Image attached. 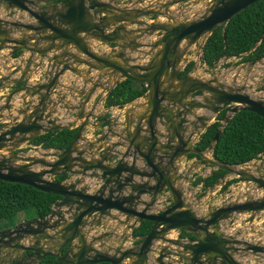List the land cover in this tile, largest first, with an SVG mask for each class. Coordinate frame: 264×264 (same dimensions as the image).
Here are the masks:
<instances>
[{
    "label": "water",
    "instance_id": "water-1",
    "mask_svg": "<svg viewBox=\"0 0 264 264\" xmlns=\"http://www.w3.org/2000/svg\"><path fill=\"white\" fill-rule=\"evenodd\" d=\"M256 1L0 0V9L21 8L28 18L0 16V52L9 48L0 68H12L0 69V88H11L0 95V179L58 195L47 214L0 230V264H43L48 256L54 257L50 264H246L236 254L264 253V244L243 241L241 231L227 233L223 224L230 219L231 225L242 213L253 222L264 210V194L199 211L180 184L194 169L211 165L264 191V165L252 171L211 155L235 113L264 117V97L249 93L247 79L238 85L237 75L232 84L223 81L221 72L212 73L216 66L207 76L196 73V66L181 76L190 49L199 43L201 59L207 37ZM175 5L179 13L170 9ZM198 5L201 13L181 16ZM35 53L41 56L36 61ZM12 55L18 63H10ZM246 64L251 71L264 65V57ZM68 70L83 82L71 89L82 98L77 104H65L56 90ZM34 75L42 81H29ZM124 79L148 85L141 101L125 103L117 117L92 121L102 97L89 110L86 105L96 89L107 96ZM59 104L67 113L78 110L77 126L62 123ZM223 110L212 142L197 148ZM65 127H78L67 147L23 150L41 134ZM191 153L197 158L187 163V174L181 173L180 164ZM163 198L170 203L156 208ZM143 220L153 222L150 232L129 238ZM174 231L192 237L171 236Z\"/></svg>",
    "mask_w": 264,
    "mask_h": 264
},
{
    "label": "trees",
    "instance_id": "trees-1",
    "mask_svg": "<svg viewBox=\"0 0 264 264\" xmlns=\"http://www.w3.org/2000/svg\"><path fill=\"white\" fill-rule=\"evenodd\" d=\"M237 57L239 63L264 57V0H258L232 17L225 25L216 28L204 43L201 62L209 68L214 67L223 58ZM195 61H189L181 76L189 73L195 66ZM230 62L226 66H230ZM224 65V66H225ZM148 85L140 81L124 79L106 96L104 105L122 107L125 103L145 95ZM226 110L218 114L217 119L201 135L196 143L199 149H205L225 117ZM109 113L103 115L108 117ZM78 127H65L43 133L33 140V143L43 148L63 149L75 136ZM264 154V117L253 111L241 110L235 113L224 126L213 149L215 159L228 164H245ZM197 156L192 153L189 158ZM228 170L216 168L206 177L197 176L193 184L203 182L207 189L224 177ZM64 176L58 177V179ZM234 180L223 184L226 189ZM58 195L39 190L33 186L15 181L0 179V230L24 219L47 214L50 203ZM153 222L144 220L133 231L134 235H142L151 230ZM183 235H188L183 232ZM54 257L48 256L43 264H50Z\"/></svg>",
    "mask_w": 264,
    "mask_h": 264
},
{
    "label": "rangeland",
    "instance_id": "rangeland-1",
    "mask_svg": "<svg viewBox=\"0 0 264 264\" xmlns=\"http://www.w3.org/2000/svg\"><path fill=\"white\" fill-rule=\"evenodd\" d=\"M202 9L197 8V10H193V12H189L186 17L192 18L194 16L193 13H201ZM200 48L199 43L195 44L188 54L186 55L183 64H186L190 60H194L195 66L197 67V70L203 71L204 66L206 64H203L200 60ZM240 59L236 57L232 58H223L221 59L214 69V73L221 72V78H223V81H226L228 84L233 83V77L235 75L238 76L237 84H243L245 80L247 79V83L251 88L249 89V93L255 97H264V65L257 64V67L255 69H251V71H247V67H249L246 62L239 63ZM230 62V66H226L225 64ZM225 65V66H224ZM246 65L245 68L242 66ZM32 148L31 145L28 144V146H25L23 150H27ZM261 162L260 159L255 160L254 162H250L248 166L253 167L256 165H259ZM238 167H245V165H239ZM203 171L204 174L209 173V167L204 168ZM234 177H239L235 174ZM189 195H193V197L197 198L200 196V193L202 192V188L200 187H194L191 186V184H188ZM215 191H210V193L207 192V194L202 197L205 204L208 205V209L212 210L216 207L225 204L229 201L237 200V198H242L246 195V191L241 189L240 185L236 182L233 184H230L226 190H222L220 185H217L214 189ZM228 193V195H227ZM203 195V193H202ZM226 195L229 196V198H226ZM247 217V214H237V219L235 220L234 224L230 225L229 220H226L223 222L224 229H226L229 233L236 234L237 232L241 231V234L239 237L241 239H246L249 241H258L264 244V211L259 212L257 214V219L253 223H246L245 219ZM264 255V254H262ZM243 261L251 264H264V257L256 256L253 254H250L248 257L243 258Z\"/></svg>",
    "mask_w": 264,
    "mask_h": 264
},
{
    "label": "flooded vegetation",
    "instance_id": "flooded-vegetation-1",
    "mask_svg": "<svg viewBox=\"0 0 264 264\" xmlns=\"http://www.w3.org/2000/svg\"><path fill=\"white\" fill-rule=\"evenodd\" d=\"M1 3H4L3 1H1ZM3 8V9H2ZM1 9H0V16H4L5 18H9V19H12V18H17L18 16H21V15H24L23 17V19H24V21H26L28 18H27V16H25L26 15V12H25V10L24 9H21V8H16V9H14L13 11H10V12H8L7 11V9H5L4 7H2ZM29 19H31V18H29ZM8 50H9V48H8ZM28 54H29V52H27ZM26 54V53H25ZM6 55V54H5ZM5 55H4V57L2 56H0V59H2V61L4 62V58H5ZM35 55H37V57H35ZM49 55H51V53H49ZM27 56V55H26ZM12 58H14L15 57V55H12L11 56ZM41 58V56L38 54V53H35L34 54V61H36V60H38V59H40ZM9 61H10V59H8ZM18 62V61H17ZM10 63H16L15 62V60H11L10 61ZM0 64H3L1 61H0ZM43 65H47V61H44V63H43ZM216 66V65H215ZM7 67H10L8 64H7V66L5 67L6 69H7ZM211 68H213V67H211ZM211 68H209L208 67V69L210 70ZM0 69H2V68H0ZM10 71H11V69L12 68H8ZM33 69H35V67H33ZM3 70V69H2ZM1 70V71H2ZM46 69L44 68V69H41V70H39L38 71V74H41V73H43L44 71H45ZM208 70V71H209ZM10 71H8V73L10 72ZM3 73V72H2ZM212 73H214V70H213V72ZM38 81H42V78H38L37 79V81L36 82H38ZM8 87L10 88V86L8 85ZM59 87V86H58ZM57 87V88H58ZM57 88H56V90H57ZM73 87H71L70 89H72ZM11 89V88H10ZM54 94H56V93H54ZM65 93H62V95H64ZM65 96L66 95H64V99H63V102L65 103V104H68V102L67 101H65ZM52 99H57V97H55V98H53L52 97ZM107 113H109V112H107ZM106 114V113H105ZM109 116H111V114L109 113ZM108 116V117H109ZM106 118V117H105ZM101 119H104V117H103V115L100 117V120ZM99 120V121H100ZM107 123V122H106ZM197 143V142H196ZM29 144H32V145H36V144H34L33 143V141L32 142H30ZM36 146H40V145H36ZM212 153H213V151H212ZM212 153H211V155H212ZM192 154V153H191ZM197 155V154H196ZM184 158H189V156L188 157H184ZM197 158V156H195V157H193V158H189V159H194V161H195V159ZM257 159H260L261 160V162L259 163V165H256V166H253V167H250L251 168V170L252 171H255V169L257 168V166H260V165H264V154L261 156V157H259V158H256V159H253V160H251L250 162H254L255 160H257ZM183 162V161H182ZM249 163V162H248ZM181 165V167H182V163L180 164ZM238 165V164H237ZM201 167H204V168H207V167H209V168H211V169H209V173L208 174H197L196 172L194 173V170H193V173L191 174H188L189 175V179H188V181H185V179H182L181 180V182H180V184L183 186V188H184V197L187 199V201H189L191 204H192V206L193 207H195V209H198L199 211H209V209H208V205H206L205 204V202H204V200L202 199V197L204 198V196L207 194V192L208 193H210V191H215L214 189H215V187L217 186V185H220L221 186V188H222V186H223V184H225L227 181H229V180H233V179H236V180H234V182H232L231 184H233V183H237V184H239L240 185V187H241V189H243V190H245L247 193H246V195L244 196V197H242V198H237V199H239L240 201H244V200H246L247 199V197L248 196H255V197H259V196H262L263 194H264V191L263 190H260V189H256V184H254V183H249V184H247V183H245L243 180H242V178L239 176V177H234L233 176V178H230V179H227L228 178V176H229V174H235V173H231V172H229L228 171V173L224 176V177H222L219 181H218V183H216V184H214L213 186H211V187H209V188H207V189H204L203 188V182L202 181H200L198 184H193V181L195 180V178L197 177V176H201V177H206V176H208V175H210L211 173H212V171L214 170V169H216V168H214L213 166H211V165H203V166H201ZM185 170L183 171H181V173H185V174H187V172H185V171H187V169H188V166H187V164L185 165ZM200 168V167H199ZM235 175H237V174H235ZM238 176V175H237ZM139 178V176H135V179H138ZM223 178H225V181H224V183L222 182V179ZM188 184H191V186H196V187H200L201 186V188H202V192L200 193V196H198L197 198H195V197H193V195H189L188 194V191H189V187H188ZM242 184V185H241ZM222 190H226V189H222ZM212 191V192H213ZM202 193H203V195H202ZM227 195H228V193H227ZM226 195V198L228 199L229 198V196H227ZM143 198L144 199H149L147 196H143ZM229 202H231V201H229ZM229 202H227V203H229ZM170 203V200L168 199V198H163V200L162 201H160L158 204H156V208H159V207H161L162 205H168ZM227 203H225V204H227ZM222 205H224V204H222ZM221 206V205H220ZM143 207V205L140 207V208H142ZM219 207V206H218ZM217 208V207H216ZM213 210V209H212ZM262 211H264V210H262ZM262 211H260V212H262ZM243 214V213H242ZM244 214H247V213H244ZM247 217H249V214H247ZM246 217V218H247ZM237 219V217L235 218V220ZM257 219V216H256V218H255V220ZM227 220H229V222H230V219H227ZM235 220L233 221V223L232 224H234V222H235ZM254 220V221H255ZM144 221V220H143ZM224 221H226V220H224ZM223 221V222H224ZM253 221V222H254ZM246 222V221H245ZM253 222H251V223H253ZM247 223V222H246ZM248 223H250V222H248ZM231 224V225H232ZM140 225V224H139ZM138 225V226H139ZM137 226V227H138ZM136 227V228H137ZM124 228V227H123ZM152 228V227H151ZM123 230V229H122ZM134 231V230H133ZM133 231L132 232H130V234L128 235V237L129 238H135V237H139V236H141V235H134L133 234ZM225 231L227 232V233H229L226 229H225ZM150 232V231H149ZM148 232V233H149ZM183 232H185V231H183ZM183 232L182 233H178L177 234V232L176 231H174L173 233V235H171V236H178V237H182V238H189V237H192V235L191 234H189L188 233V235H183ZM240 232V231H239ZM145 234H147V233H145ZM241 234V233H240ZM142 235H144V234H142ZM239 237V236H238ZM240 238V237H239ZM241 239V238H240ZM243 241L245 240V241H249V240H246V239H242ZM249 242H258V241H249ZM157 243H161V241H159V242H157ZM263 244V243H262ZM130 245H131V243H130ZM250 254H252V252L251 251H247V255H245V256H242V255H240V254H236V258L237 259H239L240 261H242L243 263H246V264H251V263H247V262H245V261H243V258H245V257H248ZM262 254H264V253H262ZM262 254H253V255H256V256H261V257H264V255H262ZM152 255H155V253H153ZM168 258H165V260H167ZM258 264H260V263H258Z\"/></svg>",
    "mask_w": 264,
    "mask_h": 264
},
{
    "label": "crops",
    "instance_id": "crops-1",
    "mask_svg": "<svg viewBox=\"0 0 264 264\" xmlns=\"http://www.w3.org/2000/svg\"><path fill=\"white\" fill-rule=\"evenodd\" d=\"M197 8H202V5H198V6H195L194 8H192V9H189L185 14H183L181 16H187V14H189V12H193V10H197ZM179 9H180V7H177V5L171 7V10L173 12H175V13H179V11H178ZM193 14H195V13H193ZM94 45H99V42L95 41ZM8 51H9L8 49L1 50L0 56L4 57V55L7 54ZM26 55H29V54L26 53ZM35 57H37V55H35ZM8 59H10V61H11V60H15L16 58L15 57L12 58L10 56ZM0 61L3 63L2 59H0ZM16 63H18V62H16ZM6 66L7 65H4L3 67L1 66V68L3 69L2 70L3 73H8V71H10L8 68L7 69L5 68ZM79 67L81 69L87 68V66H85V65H80ZM256 67H257V64L255 66L251 67V69H255ZM208 70H209L208 66L206 65V66H204L203 71H200V70L196 69V73H202L203 75L207 76V75H209L208 74ZM96 73L97 72H95V71L92 72V75H93L94 78L96 77ZM20 74H21V72L19 71V72H17L15 74V76L18 77ZM29 81H32V83L36 82L37 81V76L34 75L33 78H31ZM59 82H60L61 85L57 88V91H59L60 94L65 93L64 94V95H66L65 96V101H67L69 103L77 104V103H79L82 100V98L78 94H76L75 92H73L70 89L71 87H74V88L75 87H81L83 85V82H82L81 78H79L77 75H75L74 73H72L71 71L68 70V71H66L64 74H62L59 77ZM87 87H90V84H87ZM9 91H10V88L8 87V85L3 87V88H0V95L6 94ZM52 97L53 98L57 97V94H53ZM98 97H102V100L96 105V109L94 110V112L97 114V117L93 118L92 121L98 122L100 120V117L102 115H104L105 113H107V112H109L112 117H117V115H118L119 111L121 110V108H119L118 106H112V107H109V108L105 107L104 101H105L106 95L103 93V91L100 88L96 89V91L92 95L90 101L87 103L86 109L89 110L90 107H92L94 105V103L98 99ZM137 99H139V101H141L142 97H139ZM18 103H19V99H18ZM18 106H19V104H17V107ZM62 106H63V104H59L58 107H57V111L61 113L58 117L59 118L64 117V120H62V123L70 124L72 126H77L79 124V121L77 123L75 122L74 114L77 113L78 110L71 111V113H67V110L65 108H63ZM54 115L56 116V114H54ZM121 119H122V117H121ZM105 124H107V123L105 122ZM93 129H94V127L91 126V125H87L85 127L86 132L90 133L89 135L93 134ZM99 132L100 131H97L96 133H99ZM27 144H29V143H27ZM29 145H32V144H29ZM32 147L36 148V147H40V146L32 145ZM193 161H194V159L184 158L183 162H182L181 170L184 171L185 170V168H184L185 165L188 162H193ZM139 165H143V163L141 161H139ZM204 170H205L204 167H200L198 169H195L194 173L196 172L197 174H204V172H203ZM233 176L234 175L229 174L227 179L233 178ZM94 189H95V187H94ZM122 229H123V226L118 229V233L121 232Z\"/></svg>",
    "mask_w": 264,
    "mask_h": 264
},
{
    "label": "clouds",
    "instance_id": "clouds-1",
    "mask_svg": "<svg viewBox=\"0 0 264 264\" xmlns=\"http://www.w3.org/2000/svg\"><path fill=\"white\" fill-rule=\"evenodd\" d=\"M152 1V0H151ZM171 9V8H170ZM201 60V59H200ZM191 61V60H190ZM120 108V107H119ZM250 163V162H249ZM248 162L247 163H245V164H241V165H245V166H247V164H249Z\"/></svg>",
    "mask_w": 264,
    "mask_h": 264
},
{
    "label": "built area",
    "instance_id": "built-area-1",
    "mask_svg": "<svg viewBox=\"0 0 264 264\" xmlns=\"http://www.w3.org/2000/svg\"><path fill=\"white\" fill-rule=\"evenodd\" d=\"M247 165H249V164H247Z\"/></svg>",
    "mask_w": 264,
    "mask_h": 264
},
{
    "label": "bare ground",
    "instance_id": "bare-ground-1",
    "mask_svg": "<svg viewBox=\"0 0 264 264\" xmlns=\"http://www.w3.org/2000/svg\"><path fill=\"white\" fill-rule=\"evenodd\" d=\"M261 65V64H260Z\"/></svg>",
    "mask_w": 264,
    "mask_h": 264
}]
</instances>
